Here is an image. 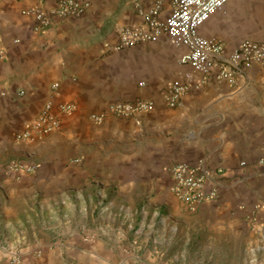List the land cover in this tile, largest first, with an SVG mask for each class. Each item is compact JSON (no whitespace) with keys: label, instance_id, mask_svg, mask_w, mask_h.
<instances>
[{"label":"crops","instance_id":"1","mask_svg":"<svg viewBox=\"0 0 264 264\" xmlns=\"http://www.w3.org/2000/svg\"><path fill=\"white\" fill-rule=\"evenodd\" d=\"M62 1L0 0L1 234L60 237L33 264H174L179 252L227 253L231 239L264 237V65L236 72L234 82L211 74L170 107L169 87L187 80L181 57L188 49L166 34L130 46L122 39L124 31L147 29L151 17L165 20L173 0H77L80 14L59 16ZM31 9L50 25L38 29ZM199 31L225 56L244 40L262 41L264 0H228ZM139 100L154 107L130 116L109 110ZM49 101L59 128L16 141ZM64 102L75 105L71 114L60 111ZM19 160L38 167L10 171ZM179 163L201 164L206 189L217 192L193 212L171 192ZM83 189L107 211L90 241L83 239L90 235ZM134 224L140 239L128 246Z\"/></svg>","mask_w":264,"mask_h":264},{"label":"built area","instance_id":"2","mask_svg":"<svg viewBox=\"0 0 264 264\" xmlns=\"http://www.w3.org/2000/svg\"><path fill=\"white\" fill-rule=\"evenodd\" d=\"M228 0H173V9L163 21L154 17L148 19L147 29H134L123 32L122 45L130 46L135 41H154L161 34H166L176 46H185L188 51L182 55L181 63L188 67L187 80L173 83L168 90L167 103L175 107L180 99L191 87H198L203 79L214 74L217 79L234 82L235 73L254 64L264 65V39L262 41L244 40L228 56L224 48L215 40L201 35L200 27L216 12L221 10ZM83 10V4L77 0H63L59 9L54 13L59 16L77 15ZM37 22V28H46L50 25L46 13L31 9L26 11ZM5 57V51L0 46V59ZM58 83L53 88L57 89ZM154 107L152 101L139 100L136 102L116 103L110 106V111L116 115L130 116L136 113L148 112ZM64 114H71L75 105L64 102L59 105ZM98 122L103 116H94ZM60 126V120L54 113L53 102H47L36 117L26 123L16 133V141L28 142L55 132ZM245 163L242 162V165ZM264 168V158L259 160ZM38 166L22 161H12L8 164L10 171H24L32 173ZM171 192L183 208L193 212L204 201L217 196L215 190H207L206 183L209 172L201 164L189 165L179 163L171 168ZM37 250V256H41ZM11 261L19 262L17 256Z\"/></svg>","mask_w":264,"mask_h":264},{"label":"rangeland","instance_id":"3","mask_svg":"<svg viewBox=\"0 0 264 264\" xmlns=\"http://www.w3.org/2000/svg\"><path fill=\"white\" fill-rule=\"evenodd\" d=\"M90 191H92V189H83V192L85 193L84 198L86 201V204L83 206H86L87 210L86 212H83L85 213V216L83 218L82 224L87 229L86 234H90L88 236H84L83 239L85 241L93 240L94 236L92 235L96 228V224L102 222L103 218L105 217V215L103 214L107 212L103 210L106 205L98 204L96 199H93L92 203H90V198L88 197ZM99 192H102V190H99ZM83 206L80 205L79 207ZM113 208L114 210H116L117 206H114ZM83 213L81 209L78 210L77 217L83 216ZM44 215L46 218L54 216L48 211L45 212ZM129 223L130 222L128 221L127 225ZM3 229L4 231L2 232L4 233L1 234L0 232V264H33V262L43 258L44 251L49 248H54L56 246V241L60 238L56 237V235L45 236L44 234H39V232H36L37 234L35 235H22L21 232L11 231L9 235L7 229ZM18 229L20 230L21 228ZM141 230L142 228L139 226V224H134V227L130 230L132 235H130L129 241L127 242L128 246L138 244L136 240L140 239L138 234H140ZM115 233L117 232L115 231L111 233L110 240L112 244L116 245L118 243H115ZM231 240L233 241V243L231 245H226L228 246V248L232 249L231 252L221 253L210 251L207 253H197L194 250H189L186 252H179L178 254H175L176 258L174 259L173 263L196 264L197 262L200 263L199 260L204 257L205 260L201 261L202 264H264V237L253 238L252 240L248 236H243ZM134 242H136L137 244H135ZM59 243H61V241H59ZM213 243L218 246L215 247V249L221 248V246H219L221 244L218 245L215 240H213ZM37 250H41V256H37ZM127 255L130 256V254ZM12 256H17L19 258V262H12L10 259ZM166 256L167 255L164 254L163 257ZM206 259L210 260L209 263H207ZM60 263L62 264L63 261H61Z\"/></svg>","mask_w":264,"mask_h":264}]
</instances>
